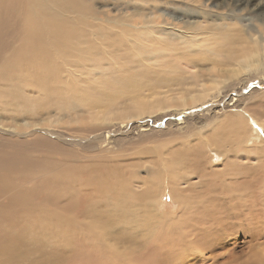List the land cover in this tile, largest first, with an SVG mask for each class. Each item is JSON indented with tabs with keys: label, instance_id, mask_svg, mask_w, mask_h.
Masks as SVG:
<instances>
[{
	"label": "rangeland",
	"instance_id": "374dc122",
	"mask_svg": "<svg viewBox=\"0 0 264 264\" xmlns=\"http://www.w3.org/2000/svg\"><path fill=\"white\" fill-rule=\"evenodd\" d=\"M7 1L14 2L19 9V33L15 31V21L4 22L5 32L0 30L3 43L0 70H6L11 78L12 71H19V88L13 82L9 86L23 97L11 93L8 106L23 109L26 114L18 116L6 111L11 117L10 128L19 133L36 128L32 125L35 122H42L45 129H59L80 137L89 132L84 127L100 118L101 122L104 117L110 118L108 124L118 122V116L132 107L129 94L147 93L148 88L155 91V86L164 84L163 80L160 84L151 82L157 65L169 62L171 57L167 54L174 53L171 50H177L181 41L168 26L160 33L155 32L156 36L139 31L147 27L143 16H153L148 0L145 5L141 0H34L33 5V0ZM200 1L207 6L197 0H161L154 5L157 14L166 13L176 19L186 16L200 22L194 32L196 39L207 45L201 50L211 63L227 60L219 49L226 43L239 42L244 24L264 22V0ZM202 7L210 8L209 12L234 10L239 15L229 21L207 19L200 10ZM2 13L8 14V10H0ZM59 17L64 18L54 22ZM47 19L53 21L46 22ZM18 45L19 68L9 58ZM133 48L143 49L136 58L131 54ZM177 51V60L191 54L187 49ZM146 61L156 66L149 67ZM28 65L49 84L48 96L42 97L41 91L40 97L30 93V81L25 78ZM138 65L145 67L144 72H136ZM140 87L143 88L138 90ZM179 88V84L172 87ZM27 99L31 101L30 110ZM256 115H264V106L257 105L245 116L249 117L250 125L256 124L261 129ZM37 131L39 136L54 138L58 143L50 146L44 137L35 139L30 131L27 137L0 133V180L5 182V189L0 192V264H103V260L117 264L122 263V258L139 259L135 264H152L146 253L152 244L155 248L158 244L151 237L154 235H146L157 228L158 221L152 210L142 209L144 190H127L123 181L107 175L103 177V188L85 195L78 183L69 184V180L73 172L103 174L120 162L125 171L136 172L137 185L147 182V190L152 182L151 160L147 161L143 148H153L158 141L123 143L117 155L109 156L107 151L63 145L57 136ZM196 133L192 129L177 135L180 152L197 143V137L190 140L189 136ZM212 134H207V138ZM168 137L165 133L157 139ZM181 141H185L184 145ZM214 151L210 148L208 153L214 156ZM4 156L17 160L3 161ZM72 198L74 202L70 204ZM250 203L262 218L229 215V225H212L214 237L208 240V234H204L203 240L208 241L200 242L197 251L188 249L167 264H259L260 261L264 264V209L254 206L255 199ZM162 205L160 214H176L179 208L169 192ZM166 222L161 232L178 233L188 225L179 222L180 225L173 218ZM204 243L212 246L203 248Z\"/></svg>",
	"mask_w": 264,
	"mask_h": 264
},
{
	"label": "bare ground",
	"instance_id": "6f19581e",
	"mask_svg": "<svg viewBox=\"0 0 264 264\" xmlns=\"http://www.w3.org/2000/svg\"><path fill=\"white\" fill-rule=\"evenodd\" d=\"M160 1L148 0L147 4L150 3L153 16H143L147 27L144 26L146 28L139 31L152 32L156 36V33H160L165 26H168L171 33L181 39L176 49L181 51L187 49L191 52L188 57L177 60L178 51L171 50L174 53L167 54L171 57L170 61L157 65L151 82L160 84V80H163L164 84L155 86L157 87L155 91L148 88L147 93L129 94L132 107L118 116L120 119L118 122L108 124L110 118L104 117L102 122L100 118L84 127L88 128L89 132L83 133L80 137L79 134L74 135L59 129H45L42 127L44 124L42 122H35L32 125L37 127L29 130L35 134L33 135L35 139L44 137L45 142H49L50 146L58 142L54 138L39 136L37 129L44 130L49 136H57L63 145H73L89 151H107L109 156L117 155L123 143H149L151 140L157 143L158 141L153 148L148 146L143 148L147 161L151 160L149 173L152 175V182L148 183L147 190H145L147 182L142 181L137 185L139 181L136 172L125 171L121 168L120 162L103 174H99L98 171L73 172L74 175L69 180V184L78 183L85 195L103 188L102 183L105 182L104 178L107 175L123 181L127 190L133 192L144 190L142 209L152 210L158 221L157 228L146 235H154L151 237H154L158 244L157 248L152 244L146 253L151 258L152 264H167L171 262L169 259L186 254L188 249L197 251L200 242H207L209 238L214 237L212 225L217 223L229 225L227 222L229 215L233 218L236 217L234 215H242L246 219L262 218L259 212L253 211L250 202L254 199V206L259 205L264 209V115H256L262 124L261 129L256 124L250 125L249 117H245L250 111L253 112V108L257 105L264 106V22L244 24L240 41L226 43L219 49L226 54L227 60L211 63L205 52L201 50L207 45L201 44L194 32L195 27H200V22L181 15L176 19L166 13L157 14L158 9L154 3ZM145 2L146 0H141L142 5H145ZM197 2L207 6L205 2L202 3L200 0ZM13 3L0 0V10H8V14H0V30L2 29L3 32H5L4 22L7 20L11 23L16 22L15 31L19 33V9ZM31 4H34V0ZM93 7L97 8L96 5ZM189 10L184 11L190 12ZM200 10L207 19L221 18L229 21L239 15L234 10L209 12L208 7H202ZM42 18L40 21H43ZM63 18L59 17L54 22H61ZM52 21L46 20L50 23ZM83 26H85L84 22ZM185 37L191 39H184ZM142 41L144 40L140 42ZM2 47L1 42L0 54ZM142 50L133 48L131 54L136 58ZM9 58H12L14 65L19 68L21 63L19 45ZM146 65L153 68L156 66L149 64L148 61ZM144 70L145 67L141 65L136 68L137 73ZM12 72L13 78L6 75V70H0V133L9 136L20 134L27 137L29 131L19 133L8 124L11 117L6 111H12L18 116L26 114L23 109L8 106L11 93L18 98L23 97L22 93L9 86L13 82L19 88V71ZM26 72L25 78L30 81L31 86L30 93L40 97L39 91H41L42 97L48 96L50 87L42 76L35 73L31 65L26 67ZM175 84H179L180 88L173 90ZM144 85H148V82ZM27 103L30 110L31 101L27 99ZM192 129H196L198 133L189 135L190 140L197 137V143L191 149L180 152L182 147L178 144L177 135L188 133ZM165 133L169 135L167 139H157ZM210 133H213L211 138H207V134ZM154 136L157 140L153 138ZM180 143L184 145L185 141ZM210 148L215 150L214 156L208 153ZM10 159L17 160L16 157L2 158L3 161ZM0 164L2 165V161ZM260 184H262L261 188ZM4 189L5 182L0 180V192ZM166 192H169L172 199L178 203L176 214L167 215L168 213L158 212L159 208L163 207L162 199ZM69 202L73 204L74 199ZM11 206H14L13 202ZM169 218L181 224L186 222L188 225L181 230L177 229L178 233L173 230L161 232ZM177 223L175 222L176 225ZM190 227H193L191 231L188 230ZM204 234H208L207 241L205 238L203 240ZM204 244L206 246L203 248L212 246L211 243ZM138 260L122 258V263L117 262V264H135ZM103 264H107V261L103 260ZM259 264L262 262L260 261Z\"/></svg>",
	"mask_w": 264,
	"mask_h": 264
}]
</instances>
